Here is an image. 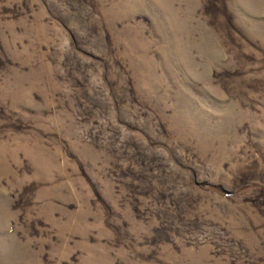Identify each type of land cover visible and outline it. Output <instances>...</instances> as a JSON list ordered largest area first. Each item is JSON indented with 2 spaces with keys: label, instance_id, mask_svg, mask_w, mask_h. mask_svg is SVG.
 Returning <instances> with one entry per match:
<instances>
[{
  "label": "rangeland",
  "instance_id": "374dc122",
  "mask_svg": "<svg viewBox=\"0 0 264 264\" xmlns=\"http://www.w3.org/2000/svg\"><path fill=\"white\" fill-rule=\"evenodd\" d=\"M0 264H264V0H0Z\"/></svg>",
  "mask_w": 264,
  "mask_h": 264
}]
</instances>
